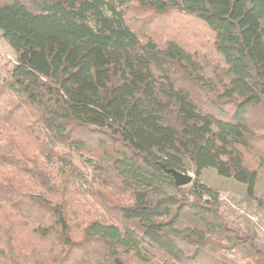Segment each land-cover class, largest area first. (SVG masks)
<instances>
[{"label":"trees","instance_id":"trees-1","mask_svg":"<svg viewBox=\"0 0 264 264\" xmlns=\"http://www.w3.org/2000/svg\"><path fill=\"white\" fill-rule=\"evenodd\" d=\"M0 34V264H264L200 179L261 202L264 0H0Z\"/></svg>","mask_w":264,"mask_h":264},{"label":"rangeland","instance_id":"rangeland-1","mask_svg":"<svg viewBox=\"0 0 264 264\" xmlns=\"http://www.w3.org/2000/svg\"><path fill=\"white\" fill-rule=\"evenodd\" d=\"M164 27H170L169 20L163 23ZM0 34V72L5 76V69L15 62V57L12 48L7 44ZM251 156L252 160H256ZM75 162L82 166V158L75 156ZM55 165V164H51ZM194 177V173L187 170ZM201 181L215 187L219 192V197L222 202V210L226 218L235 225L242 226V215L248 217L257 228L259 238L264 243V170L258 181L260 188L261 202H246L243 197L242 189L239 185L231 182L227 178L220 177L212 169H206L202 172Z\"/></svg>","mask_w":264,"mask_h":264},{"label":"water","instance_id":"water-1","mask_svg":"<svg viewBox=\"0 0 264 264\" xmlns=\"http://www.w3.org/2000/svg\"><path fill=\"white\" fill-rule=\"evenodd\" d=\"M166 172L170 173L175 186L177 187H181V186H185L189 183H191L192 179H193V175L190 173H186L184 171H180L174 167H169V168H164Z\"/></svg>","mask_w":264,"mask_h":264}]
</instances>
